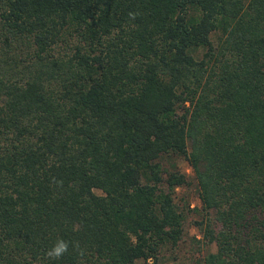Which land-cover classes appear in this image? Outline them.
Masks as SVG:
<instances>
[{"label": "trees", "instance_id": "16d2710c", "mask_svg": "<svg viewBox=\"0 0 264 264\" xmlns=\"http://www.w3.org/2000/svg\"><path fill=\"white\" fill-rule=\"evenodd\" d=\"M0 54V264H159L176 156L202 264H264V0H0Z\"/></svg>", "mask_w": 264, "mask_h": 264}, {"label": "rangeland", "instance_id": "374dc122", "mask_svg": "<svg viewBox=\"0 0 264 264\" xmlns=\"http://www.w3.org/2000/svg\"><path fill=\"white\" fill-rule=\"evenodd\" d=\"M16 51L17 55H20L21 58L24 57L25 53L22 49H17ZM0 57H2L1 54ZM25 58L29 60L30 55ZM174 160L177 169L185 173L187 180L186 183L176 186L174 192V200L179 205H182L185 216L182 222L180 239L173 246L165 244L160 247L158 262L159 264H202V256L205 252L215 250L213 242L205 243L202 229L206 221L215 228L218 227V224L213 219V210L206 215L199 209L200 201L197 197L195 179L187 160L181 156L174 157ZM96 191L98 190L96 189ZM186 205H188V209L185 208ZM202 218L203 221H201ZM198 221H201V224H197Z\"/></svg>", "mask_w": 264, "mask_h": 264}, {"label": "clouds", "instance_id": "9594fccd", "mask_svg": "<svg viewBox=\"0 0 264 264\" xmlns=\"http://www.w3.org/2000/svg\"><path fill=\"white\" fill-rule=\"evenodd\" d=\"M77 247V245H73ZM69 250V242L63 238H59L56 242L47 250L46 256L53 260L61 259Z\"/></svg>", "mask_w": 264, "mask_h": 264}]
</instances>
